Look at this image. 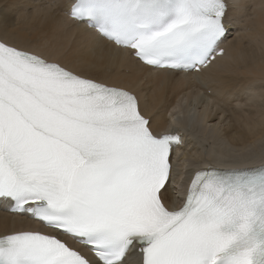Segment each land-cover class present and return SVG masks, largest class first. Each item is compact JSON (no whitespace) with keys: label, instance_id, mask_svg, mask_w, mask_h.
<instances>
[{"label":"snow or ice","instance_id":"1","mask_svg":"<svg viewBox=\"0 0 264 264\" xmlns=\"http://www.w3.org/2000/svg\"><path fill=\"white\" fill-rule=\"evenodd\" d=\"M97 47L199 74L224 54L225 0H75ZM0 38V264H264V161L196 167L172 199L180 135L132 90Z\"/></svg>","mask_w":264,"mask_h":264},{"label":"bare ground","instance_id":"2","mask_svg":"<svg viewBox=\"0 0 264 264\" xmlns=\"http://www.w3.org/2000/svg\"><path fill=\"white\" fill-rule=\"evenodd\" d=\"M71 1L0 0V37L70 66L92 64L96 77L137 94L160 132L174 118L189 125L178 150L180 176L212 160L264 161V0H229L225 53L192 75L150 70L126 52L98 48L95 34L64 15ZM32 223L0 208V235Z\"/></svg>","mask_w":264,"mask_h":264}]
</instances>
